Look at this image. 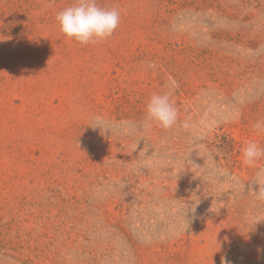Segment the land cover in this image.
Returning <instances> with one entry per match:
<instances>
[{
    "label": "rangeland",
    "instance_id": "rangeland-1",
    "mask_svg": "<svg viewBox=\"0 0 264 264\" xmlns=\"http://www.w3.org/2000/svg\"><path fill=\"white\" fill-rule=\"evenodd\" d=\"M74 2L0 0V264H264V0H97L89 45Z\"/></svg>",
    "mask_w": 264,
    "mask_h": 264
},
{
    "label": "clouds",
    "instance_id": "clouds-1",
    "mask_svg": "<svg viewBox=\"0 0 264 264\" xmlns=\"http://www.w3.org/2000/svg\"><path fill=\"white\" fill-rule=\"evenodd\" d=\"M120 20L118 8L101 7L97 0H75L71 6L56 14L60 31L82 45L106 41L114 34ZM146 113L148 121L155 122L163 129L172 128L178 119V111L168 93L153 94ZM253 128L257 132H264V120L256 121ZM241 155L245 165L254 166L259 159L264 158V148L255 141H249L242 148Z\"/></svg>",
    "mask_w": 264,
    "mask_h": 264
}]
</instances>
